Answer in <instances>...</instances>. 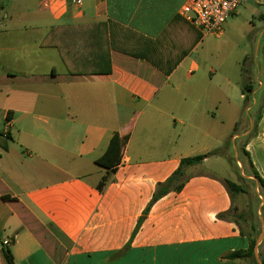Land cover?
<instances>
[{"label": "crops", "instance_id": "1", "mask_svg": "<svg viewBox=\"0 0 264 264\" xmlns=\"http://www.w3.org/2000/svg\"><path fill=\"white\" fill-rule=\"evenodd\" d=\"M188 1L0 3V20L15 25L0 23V133L10 137L0 146V264H8L5 248L14 264H246L226 259L247 241L234 223L217 219L232 206L220 180L235 182L220 157L189 167L202 173L155 202L133 235L157 183L183 158L231 146L244 169L242 151L264 180V49L260 59L245 54L255 82L251 92L235 95L229 74L198 55L204 37L181 15ZM228 19L245 20L260 46L264 0H243ZM27 20L36 22L18 26ZM108 21L160 38L168 61L187 52L169 75L116 51L109 74L72 75L56 48L40 46L52 27ZM232 23L226 21L223 35ZM17 50L24 54L6 56ZM115 133L121 162L110 172L96 160ZM221 168L226 173L218 177ZM6 238L11 244L3 247Z\"/></svg>", "mask_w": 264, "mask_h": 264}, {"label": "trees", "instance_id": "2", "mask_svg": "<svg viewBox=\"0 0 264 264\" xmlns=\"http://www.w3.org/2000/svg\"><path fill=\"white\" fill-rule=\"evenodd\" d=\"M199 38L198 36L197 39ZM160 40L159 38L152 41L141 35H137L124 26L108 21L101 23L66 24L52 27L40 42V46L56 48L65 68L69 74L72 75L109 74L111 71L110 51H116L131 57L144 59L162 74L169 75L187 51L183 52L174 60L168 61V56H162L161 54ZM252 90L253 85L249 82L242 87L243 94L251 92ZM246 99L247 96H245V100ZM7 140H10V137L0 133V146L4 149V142ZM226 150L227 147L224 146L203 155L181 159L177 169L171 176L164 182L157 183L152 198L143 212V216L139 218L135 226L133 235L137 232L149 208L155 202L171 192L178 193L182 190L185 182L188 180L186 170L189 167L201 164L209 157H225L229 164L237 170L239 178L238 183L226 179L220 180L231 198L232 203L235 195L247 194L244 180L238 173L239 168L237 163H234L229 156H226ZM242 155L247 158L248 176L252 177L251 181L258 189V194H256L257 200L259 201L258 197L263 199L260 212L264 221V180L253 168L248 154L242 151ZM120 162V138L118 134L115 133L111 137L104 154L96 160V164L107 171L114 172ZM106 182L107 177L104 176L97 184L96 188L102 192ZM232 210L231 206L226 212L218 214L217 219L234 223L239 229L240 236L246 239L247 247L245 249L231 251L226 255V259L230 261L243 260L246 264H250L251 261L255 260L256 241L261 232V229L256 225L259 219L257 210H249L247 213H239L238 215H233ZM240 221L248 223L249 231H245L240 227ZM128 247L129 244L117 254L123 253ZM258 248H263V251H259V256L261 264H264V237ZM4 257L8 264H14L12 255L7 248L4 250Z\"/></svg>", "mask_w": 264, "mask_h": 264}, {"label": "rangeland", "instance_id": "3", "mask_svg": "<svg viewBox=\"0 0 264 264\" xmlns=\"http://www.w3.org/2000/svg\"><path fill=\"white\" fill-rule=\"evenodd\" d=\"M3 1L4 0H0V3ZM37 10H39V7L37 5V1H35L32 4V11H34V14H37L36 13ZM35 22L36 21L34 20L19 21L18 26L21 27L29 26L34 24ZM227 22L230 25L232 23V20L228 19ZM0 23L7 27L15 26L12 23H9L7 20H0ZM2 28L3 27L1 26L0 29ZM232 29L236 31H233ZM254 33L255 31H250L248 25L245 23V20H238L237 22L232 23V28L230 29V31L228 32L226 31L223 37H219V38L204 37L201 46L198 48V55L203 61L209 64L208 66L211 69H213L215 72H217L220 75L222 74L223 76L229 74V77L232 79L234 85H236L235 89L233 90L235 95H238L241 92L242 87L246 83L255 80V78L253 79L255 73L251 71L252 69L248 67L247 63H244V59L246 57L245 54H247V60H251L255 58L256 54H258L259 59L263 57L264 38L262 43L258 47L257 44H254L252 42ZM25 38L26 39L32 38L31 34H26ZM18 46H20V44ZM23 54L24 51L17 50L14 52L6 53V56L11 59H14L16 56H20ZM242 70H246L249 75H244ZM197 78H198L197 75H195L194 79L197 80ZM185 83H183V85H185ZM176 125L179 127V124ZM227 150H228V156L232 159L234 163H237V166L239 168L238 173L242 176L244 180V185L247 192V194H238L234 196L232 203V209H233L232 214L238 215L239 213H243V214L247 213L249 210H257V215L259 219L258 222H256V225L259 227V229H261V224H262L261 221H263V219L261 217L260 205L262 198L258 197L259 201L257 200L256 194H258V189L256 188V185L251 181L252 177L248 176V171L246 167L244 169L243 166L244 164H242L241 162L242 157L235 155L234 149L231 146L228 147ZM220 158H222L221 167H224V169L233 170V174H232L233 180H235V182H238L239 178H238L237 170H235V168L230 166V164L227 161V158L225 157H220ZM199 173H202V170H188L186 172V175L188 176ZM225 173L226 172L223 171V168H221V171H215V174L218 177L224 176ZM239 223H240L239 224L240 227H242L245 231H249L248 223L242 221H240ZM259 251H263V248L257 249V253H258V259H256L257 264L261 263Z\"/></svg>", "mask_w": 264, "mask_h": 264}, {"label": "built area", "instance_id": "4", "mask_svg": "<svg viewBox=\"0 0 264 264\" xmlns=\"http://www.w3.org/2000/svg\"><path fill=\"white\" fill-rule=\"evenodd\" d=\"M243 0H189L181 9L183 18L194 26L203 37H221L227 19L241 6ZM79 5V0H72ZM45 4V3H44ZM10 239L1 242L9 246Z\"/></svg>", "mask_w": 264, "mask_h": 264}, {"label": "water", "instance_id": "5", "mask_svg": "<svg viewBox=\"0 0 264 264\" xmlns=\"http://www.w3.org/2000/svg\"><path fill=\"white\" fill-rule=\"evenodd\" d=\"M261 206V205H260ZM261 232L257 238V241H256V248H255V260L251 261L250 264H257V261L256 259H258V253H257V249H258V246L260 245L262 239H263V234H264V223L263 221H261ZM261 264V263H260Z\"/></svg>", "mask_w": 264, "mask_h": 264}]
</instances>
